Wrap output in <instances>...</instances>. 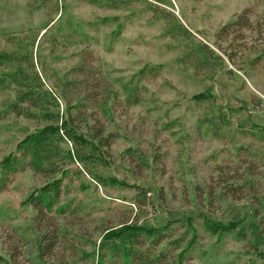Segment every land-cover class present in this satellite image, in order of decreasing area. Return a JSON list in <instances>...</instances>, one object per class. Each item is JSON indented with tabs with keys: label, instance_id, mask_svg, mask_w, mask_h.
<instances>
[{
	"label": "rangeland",
	"instance_id": "rangeland-1",
	"mask_svg": "<svg viewBox=\"0 0 264 264\" xmlns=\"http://www.w3.org/2000/svg\"><path fill=\"white\" fill-rule=\"evenodd\" d=\"M244 8L254 21L264 5L262 0H0V50L13 46L7 35L37 33L34 57L51 77L49 85L75 65L83 49L98 58L118 90L136 81L142 68H157L140 77L142 103L113 104L112 124L121 129L110 163L88 166L94 175L77 161L67 165L52 209L65 234L42 258L35 209L26 198L49 179L30 167L10 176L0 192L4 264H64L65 258L69 264H98L104 230L132 220L165 230L156 248L167 252L161 264H264V234L250 199L206 194L215 184V166L233 165L239 146L264 155V57H256L264 33L240 27L218 33ZM50 18L53 24L40 37ZM176 20L221 56L213 72L195 71L182 61L185 39L167 32ZM204 92L213 98L193 99ZM210 108L222 119L216 133L198 127ZM42 125L12 116L0 121V160ZM105 256L102 264L121 263L122 257Z\"/></svg>",
	"mask_w": 264,
	"mask_h": 264
},
{
	"label": "trees",
	"instance_id": "trees-1",
	"mask_svg": "<svg viewBox=\"0 0 264 264\" xmlns=\"http://www.w3.org/2000/svg\"><path fill=\"white\" fill-rule=\"evenodd\" d=\"M55 6V11H58L57 2ZM250 15V9L244 8L218 33L228 35L231 29L240 27L263 34L264 9L260 19L252 21ZM53 20H48L40 37L47 35ZM167 32L175 37L183 36L186 50L182 61L185 60L195 71L207 70L211 73L219 65L221 56L205 41L197 40L177 20L167 28ZM6 37L13 46L0 50V121L12 116L43 125L37 132L25 133L16 143L14 151L0 160V192L5 190L13 173L26 167L49 179L26 198L35 209L36 227L40 232L38 257L42 258L52 253L59 237L65 234L52 209L60 200L67 165L77 161L81 167L87 168L85 172L90 175L93 173L88 166L110 163L109 151L121 129L119 124H112L113 104L125 102L134 106L142 103L145 86L141 84L140 77L145 73L156 74L157 68H142L136 81H126L118 90L98 58L91 50L83 49L75 65L62 76H56L49 85L46 79L51 77L37 68L34 57L38 34H10ZM49 38L55 39L54 34ZM256 57H264V42ZM212 98L211 94L204 92L193 99L204 101ZM210 110L199 118L198 127L203 126L206 131L216 133L222 119L218 112ZM233 163L215 166V184L206 190L208 199L215 195L233 200L250 199L260 231L264 234V155L242 145L238 147ZM228 228L231 229V226ZM164 231L142 228L133 220L120 222L119 227H107L99 245L101 261L98 264H102L105 255L114 259L122 257L120 264H161L168 257L167 252H156V248L164 239ZM4 261L0 257V264ZM63 261L69 264L67 258Z\"/></svg>",
	"mask_w": 264,
	"mask_h": 264
}]
</instances>
